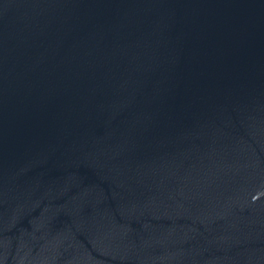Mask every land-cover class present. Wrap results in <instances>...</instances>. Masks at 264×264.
Masks as SVG:
<instances>
[{"label":"water","instance_id":"95a60500","mask_svg":"<svg viewBox=\"0 0 264 264\" xmlns=\"http://www.w3.org/2000/svg\"><path fill=\"white\" fill-rule=\"evenodd\" d=\"M0 264H264V0H0Z\"/></svg>","mask_w":264,"mask_h":264}]
</instances>
